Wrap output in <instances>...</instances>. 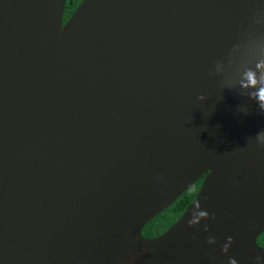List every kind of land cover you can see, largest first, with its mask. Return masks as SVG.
Instances as JSON below:
<instances>
[{"label": "water", "instance_id": "water-1", "mask_svg": "<svg viewBox=\"0 0 264 264\" xmlns=\"http://www.w3.org/2000/svg\"><path fill=\"white\" fill-rule=\"evenodd\" d=\"M66 4L0 0V264H264V0Z\"/></svg>", "mask_w": 264, "mask_h": 264}, {"label": "trees", "instance_id": "trees-1", "mask_svg": "<svg viewBox=\"0 0 264 264\" xmlns=\"http://www.w3.org/2000/svg\"><path fill=\"white\" fill-rule=\"evenodd\" d=\"M83 0H67L64 23L74 14ZM201 187V181L197 182L188 192L178 199L169 209L152 220L143 230V236L153 239L167 232L186 212L194 201ZM258 244L264 248V233L259 237Z\"/></svg>", "mask_w": 264, "mask_h": 264}, {"label": "clouds", "instance_id": "clouds-1", "mask_svg": "<svg viewBox=\"0 0 264 264\" xmlns=\"http://www.w3.org/2000/svg\"><path fill=\"white\" fill-rule=\"evenodd\" d=\"M257 99L260 103L262 110H264V92H258ZM256 140L260 145L264 146V131H259L256 134Z\"/></svg>", "mask_w": 264, "mask_h": 264}, {"label": "flooded vegetation", "instance_id": "flooded-vegetation-1", "mask_svg": "<svg viewBox=\"0 0 264 264\" xmlns=\"http://www.w3.org/2000/svg\"><path fill=\"white\" fill-rule=\"evenodd\" d=\"M204 178H205V177H203V178L200 180V181H201V186H202V183H203V181H204ZM200 188H201V187H200Z\"/></svg>", "mask_w": 264, "mask_h": 264}]
</instances>
